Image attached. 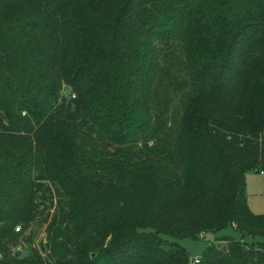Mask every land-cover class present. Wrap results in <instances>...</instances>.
Here are the masks:
<instances>
[{"label":"trees","instance_id":"obj_1","mask_svg":"<svg viewBox=\"0 0 264 264\" xmlns=\"http://www.w3.org/2000/svg\"><path fill=\"white\" fill-rule=\"evenodd\" d=\"M258 169L264 0H0V264H264Z\"/></svg>","mask_w":264,"mask_h":264},{"label":"rangeland","instance_id":"obj_2","mask_svg":"<svg viewBox=\"0 0 264 264\" xmlns=\"http://www.w3.org/2000/svg\"><path fill=\"white\" fill-rule=\"evenodd\" d=\"M244 190L248 210L252 214H264V175H259L254 171L246 172L244 175ZM45 226L46 223L42 216H38L34 219L29 229L26 231V235L29 237V242L21 244L15 249L18 251L20 257L27 258L35 254L39 256L44 255ZM162 238L170 242L172 241L178 246L184 248L189 255V259H199L202 250L208 243L220 238L239 240L240 235L232 227L227 226L213 233L202 234L195 239H172L166 236H162ZM256 239L258 238H254V240ZM243 241L249 242L250 238L244 237ZM41 246L43 247V251L39 249Z\"/></svg>","mask_w":264,"mask_h":264},{"label":"built area","instance_id":"obj_3","mask_svg":"<svg viewBox=\"0 0 264 264\" xmlns=\"http://www.w3.org/2000/svg\"><path fill=\"white\" fill-rule=\"evenodd\" d=\"M259 175H264V169H258L256 171ZM19 228H16V231H18ZM198 258H194V259H189L188 263L189 264H197L198 263Z\"/></svg>","mask_w":264,"mask_h":264}]
</instances>
